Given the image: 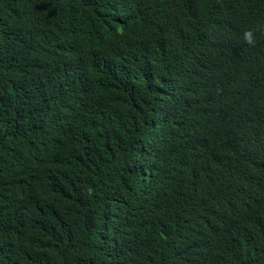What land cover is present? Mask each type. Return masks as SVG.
Listing matches in <instances>:
<instances>
[{
	"label": "trees",
	"instance_id": "trees-1",
	"mask_svg": "<svg viewBox=\"0 0 264 264\" xmlns=\"http://www.w3.org/2000/svg\"><path fill=\"white\" fill-rule=\"evenodd\" d=\"M264 0H0V264H264Z\"/></svg>",
	"mask_w": 264,
	"mask_h": 264
},
{
	"label": "clouds",
	"instance_id": "clouds-1",
	"mask_svg": "<svg viewBox=\"0 0 264 264\" xmlns=\"http://www.w3.org/2000/svg\"><path fill=\"white\" fill-rule=\"evenodd\" d=\"M260 32H264V26L262 25H256L254 27L245 29L243 33L244 42L250 47H255L258 42L257 35Z\"/></svg>",
	"mask_w": 264,
	"mask_h": 264
}]
</instances>
